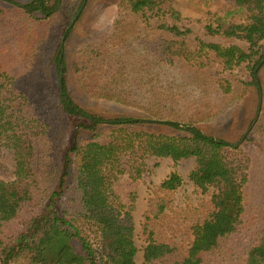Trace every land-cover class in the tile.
<instances>
[{
  "label": "trees",
  "instance_id": "16d2710c",
  "mask_svg": "<svg viewBox=\"0 0 264 264\" xmlns=\"http://www.w3.org/2000/svg\"><path fill=\"white\" fill-rule=\"evenodd\" d=\"M4 1L0 264H264V0L211 13L206 32L226 41L203 43L199 56L175 0H118L110 28L69 64L61 42L85 0ZM70 68L89 97L143 116L84 109L68 92ZM251 89L247 143L199 130ZM72 116L86 121L75 135L89 133L64 148ZM147 120L174 131L138 125ZM150 158L192 159L196 198L175 202L185 180L172 170L142 207Z\"/></svg>",
  "mask_w": 264,
  "mask_h": 264
},
{
  "label": "rangeland",
  "instance_id": "374dc122",
  "mask_svg": "<svg viewBox=\"0 0 264 264\" xmlns=\"http://www.w3.org/2000/svg\"><path fill=\"white\" fill-rule=\"evenodd\" d=\"M26 1V0H16ZM118 0H86V3L75 20L68 38L64 42V52L68 64L72 54L78 48L86 45L96 36L106 32L112 23L116 13V3ZM6 1L0 0V4ZM236 0H175L174 6L181 12L183 20L181 25L191 30L192 41L189 44L191 54L196 56L206 52L203 43L205 42H225L226 38L219 35H210L206 32L205 25L210 20L211 13L224 14L225 12L236 10L239 7ZM254 4L245 5V9H253ZM259 13L264 14V3L256 8ZM236 15L233 19L240 21ZM200 40V42H199ZM234 42V41H232ZM237 43H241L235 40ZM261 88L264 91V64L260 70ZM68 92L77 104L84 109L102 115L107 119H114L120 115H132L142 117L143 114L132 107L122 106L113 101L94 99L85 94L75 81L72 70L67 73ZM259 102L258 94L255 89H251L248 95L234 106L227 108L223 113L210 121L197 125L199 130L205 135L224 140L237 145L245 142L248 133L249 123L255 117V105ZM70 118V117H69ZM80 122H86L76 116L70 118V129L67 138L64 140V148L71 146L77 137L78 140L88 135L89 132L81 131L75 135L76 126ZM161 124V123H160ZM141 127L148 129L158 128L160 131L171 133L173 128L166 125L153 124L150 121L140 122ZM247 143V142H245ZM250 144V143H249ZM248 145V144H247ZM11 164V155L5 158ZM148 169L141 180V206H144V197L147 196L149 189L158 185L172 170H177L184 178V184L178 189L176 203L183 206L187 200L195 199L196 194L191 183L187 178L188 173L194 165L192 159H187L175 164L169 158H150L147 161ZM137 244L141 247L142 242L136 237ZM138 263L141 261V251L137 253Z\"/></svg>",
  "mask_w": 264,
  "mask_h": 264
},
{
  "label": "water",
  "instance_id": "95a60500",
  "mask_svg": "<svg viewBox=\"0 0 264 264\" xmlns=\"http://www.w3.org/2000/svg\"><path fill=\"white\" fill-rule=\"evenodd\" d=\"M85 3H86V0H85L84 3L82 4L81 10H82V8L84 7ZM81 10H80V11H81ZM80 11H79V13H80ZM79 13H78V14L75 16V18L72 20L70 26H73V24H74L75 20L77 19ZM64 42H65V36H63V38H62V42H61L62 47L64 46ZM148 120H153V119H148ZM156 121L164 122L165 120L157 119ZM181 126H184V125L181 124Z\"/></svg>",
  "mask_w": 264,
  "mask_h": 264
}]
</instances>
